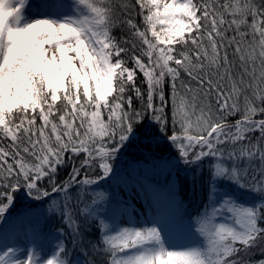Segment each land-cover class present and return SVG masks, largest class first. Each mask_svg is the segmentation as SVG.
Masks as SVG:
<instances>
[{
    "label": "snow or ice",
    "instance_id": "snow-or-ice-1",
    "mask_svg": "<svg viewBox=\"0 0 264 264\" xmlns=\"http://www.w3.org/2000/svg\"><path fill=\"white\" fill-rule=\"evenodd\" d=\"M141 140L174 154L121 174ZM67 236L83 264H264V0H0V264H81Z\"/></svg>",
    "mask_w": 264,
    "mask_h": 264
},
{
    "label": "trees",
    "instance_id": "trees-1",
    "mask_svg": "<svg viewBox=\"0 0 264 264\" xmlns=\"http://www.w3.org/2000/svg\"><path fill=\"white\" fill-rule=\"evenodd\" d=\"M140 17H137V21L139 22ZM115 35H120L119 30L114 31ZM167 91V89H166ZM238 117H233L230 118L231 121H234ZM157 153L162 154H169L173 155L172 149L167 145L166 142L164 141H159L158 143H148L146 141H137L134 142L133 144L129 145L116 159V161L121 160L122 164H117L118 162H114V167L120 172L126 171L127 167L132 164H135L136 162L149 160L151 157L157 155ZM131 159H138L137 161H133ZM163 159V158H162ZM164 160V159H163ZM131 161V163H129ZM167 160L161 161L159 164L162 165L165 163ZM129 163V164H128ZM98 171V169H97ZM167 174L170 175V177L173 176V179L175 178L176 182V189L178 192V197L183 199L184 204L186 206L187 212H195L200 207V198H201V193L200 190H193L192 186L190 183L187 182L186 177H185V172L183 171L182 168L177 169H167ZM156 182H159L160 184H164L165 182H162L161 177L159 178L157 174H155L154 177ZM194 193L195 199L193 196H191ZM197 198V200H196ZM49 225L55 229L57 226V221L55 220H50ZM89 236L92 240L96 239V232L95 229H92L91 232L89 233ZM71 236H67L65 238V243L67 244L69 255L73 254H79L82 255L88 260H97L99 261L101 257L93 255V253L88 252L87 255L85 254V249L86 246L82 247H74L71 243Z\"/></svg>",
    "mask_w": 264,
    "mask_h": 264
},
{
    "label": "rangeland",
    "instance_id": "rangeland-1",
    "mask_svg": "<svg viewBox=\"0 0 264 264\" xmlns=\"http://www.w3.org/2000/svg\"><path fill=\"white\" fill-rule=\"evenodd\" d=\"M35 2L39 3L40 0H35ZM171 157L172 156L169 154H163V155L161 154L160 155V153H157V155L151 157V159H149V160L143 159V161L136 162L135 164H132V165L129 164V163H131V161H130L128 163L129 166L127 167L126 171L133 166L141 168V169L142 168H151V167H153V165L158 166V165H160L159 163L161 161L169 160ZM131 160L133 162V161H137L138 159H131ZM116 162H118L117 164H122L121 160H118ZM126 171L122 172L121 174L125 173ZM156 174L158 175L159 178L161 177L162 182L166 183L167 181L171 180L176 185L175 178L173 179V176L170 177V175L167 174V169H160L156 172ZM121 195L124 196L125 199L129 198V194H127V193L122 192ZM191 196H193L195 199L194 193ZM131 200H132V204L134 205V208H135V211L132 213V215L137 222H139L143 219H146L150 213H154L155 209L151 208L147 201L140 199L139 197H136L134 193L131 195ZM196 200H197V198H196ZM189 213H191V212H189ZM122 226H127V218L126 217L122 219ZM44 230H45V232H47L49 230H54V229L49 225V222H48V225ZM176 243H178V244L199 243V241L196 240L195 237H190L187 239H179L176 241ZM48 258H51V257H48ZM70 258L73 261H80L81 264H83V262L88 260V258H86L82 255H79V254L70 255Z\"/></svg>",
    "mask_w": 264,
    "mask_h": 264
}]
</instances>
